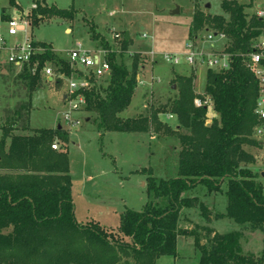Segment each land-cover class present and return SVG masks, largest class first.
Returning a JSON list of instances; mask_svg holds the SVG:
<instances>
[{
  "label": "trees",
  "instance_id": "obj_1",
  "mask_svg": "<svg viewBox=\"0 0 264 264\" xmlns=\"http://www.w3.org/2000/svg\"><path fill=\"white\" fill-rule=\"evenodd\" d=\"M8 1L13 5V0ZM194 6L189 38L196 37L195 32L204 25L212 24L215 32H222L231 41L225 49L231 63L226 71L206 72L204 91L217 116L208 126L206 107L196 108L193 104L192 77L174 78L179 86L178 96L167 108L179 122L177 130L183 128L188 134L175 135L180 144L176 176L157 181L149 172L146 184L148 199H161L164 205L149 200L141 212L125 210L117 233L94 222L90 226L79 225L74 218L67 149L55 153L50 148L55 138L66 145L67 134L61 128L26 127L29 135H11V130L6 129L0 138V264H129L122 262L123 256L129 255L134 257V264H154L161 256L175 257L177 237L189 234L178 231L180 210L193 207L196 201L183 195L198 186L216 193L225 183L226 216L240 226H251L252 231L264 230L263 187L247 167L252 157L242 149L260 143L251 138L259 123L254 114L258 85L241 58L251 50L260 31L264 35V23L255 16L246 22L243 6L222 2L221 8L231 16L226 27L221 18L204 17ZM48 13L63 16L58 9L51 7L46 11L37 7L32 11V25L38 15ZM95 38L91 34V39ZM127 41L123 39L124 43ZM35 44L43 48V53L31 60L38 62L34 76L23 73L28 80L29 97L41 89L39 72L45 62L70 74L66 61L53 53L50 44ZM108 60L111 75L104 96L95 89L85 94V109L97 114V129L133 134L146 132L149 126L158 138L161 130L173 135L157 117L166 108L152 111L149 117H118L130 105L136 74L117 64L113 54ZM54 87L59 91L61 81H55ZM4 171L11 174L2 175ZM200 208L203 214L204 207ZM10 226L11 233L2 234ZM241 239L240 233L214 234L209 250L201 252L199 264H264V248L258 257L245 255Z\"/></svg>",
  "mask_w": 264,
  "mask_h": 264
},
{
  "label": "rangeland",
  "instance_id": "obj_2",
  "mask_svg": "<svg viewBox=\"0 0 264 264\" xmlns=\"http://www.w3.org/2000/svg\"><path fill=\"white\" fill-rule=\"evenodd\" d=\"M222 2L243 6L246 22L255 16L256 10L264 11V0H13V5L8 0H0L3 20L15 18L18 13L27 15L26 19L32 24V11L37 7L46 11L52 7L63 12L60 18L49 13L38 15V21L30 31L36 43L50 44L59 59L67 61L68 52L80 43L83 46L81 49L86 51L106 50L109 55H114L117 64H122L129 73H135L136 88L130 105L118 115L120 119L149 117L152 111L166 108V112L157 117L173 131L171 136L161 130L158 138L149 126L142 133L101 132L96 126L97 114L85 108L72 116L78 119L80 125L67 128L63 122L66 107L64 86L56 91L54 83L42 77L41 89L33 91L29 97L28 80L24 74L0 64V138L6 129L11 130V135H29V131L24 130L26 127L30 130H55L60 126L62 132L67 134L68 143L65 145L55 138L59 147L53 151L64 153L67 149L71 199L74 218L79 225L85 227L94 222L109 232L117 233L120 214L125 210L141 212L149 200L164 205L161 199H148L146 184L149 172L157 181L176 176L180 144L175 135L188 134L183 128L177 130L179 122L167 108L178 96L179 86L174 80L175 76L192 77L193 104L196 107L195 101L200 100L201 107H206V126L217 116L204 91L207 70L199 67L190 69L183 61L172 66L165 63L163 56L171 54L185 58L191 40L188 33L194 5L204 17L221 18L227 27L231 16L221 8ZM32 5H35L34 9ZM262 20L264 23V18ZM211 26L206 24L195 32L199 38L196 46L204 51L212 47L218 52H226L231 41L225 34L222 41L213 39L204 42L208 34L217 33ZM65 29L70 32L66 34ZM0 33L5 35L4 21ZM91 34L96 37L95 40L91 39ZM114 34L120 38L114 40ZM142 35L147 38H141ZM124 38L128 39L127 43L123 42ZM156 79L159 82H155ZM104 81L95 84V91L98 90L101 96H104L103 90L106 89ZM251 138L260 141L262 149L258 151L259 147L255 144L252 147L242 146V149L252 157L247 167L257 175L256 182H261L264 187V137L258 138L252 131ZM225 190L224 183L220 192L209 193L204 186H200L193 193L192 198L196 197L194 206L181 209L177 225L179 232L185 231L194 237H188L189 234L179 236L175 244V257L161 256L154 264H199L201 252L210 248L214 235L212 231L219 235L240 233L243 236V254L254 257L261 254L264 230L242 229L226 216ZM186 198L190 199L189 196ZM200 207H204L203 214ZM247 228L252 229L251 226ZM11 230L10 226L2 234H10ZM123 261L134 264V257L123 256Z\"/></svg>",
  "mask_w": 264,
  "mask_h": 264
},
{
  "label": "built area",
  "instance_id": "obj_3",
  "mask_svg": "<svg viewBox=\"0 0 264 264\" xmlns=\"http://www.w3.org/2000/svg\"><path fill=\"white\" fill-rule=\"evenodd\" d=\"M31 8H35L32 5ZM259 8V7H257ZM255 17L263 19L264 11L256 10ZM27 15L16 14L15 18H9L5 22V34L7 39L0 34V59L3 56V61L6 66H10L17 70L19 74L27 71L31 76L37 71L38 62H32V58L43 53V48L36 45L33 41L31 21ZM20 38V40H15ZM119 35L114 34L113 39H119ZM141 38L146 39L145 35ZM225 35L222 33L208 34L204 42L224 40ZM202 39V38H201ZM199 38L194 37L188 42V53L185 58L177 55L164 54L166 64L176 66L183 61L190 69L204 68L213 73L226 71L230 67L231 56L227 52H218L212 47L208 51L200 50L196 43ZM66 63L70 68V74L65 75L51 63L45 62L39 72L40 79H45L47 82L54 83L61 81V87L64 86L65 96L63 97L66 105L63 114V122L67 128H75L80 125L78 119L72 118L74 113H77L86 107L85 94L95 89V84L98 81L109 80L111 68L109 64V53L103 49H95L94 51H86L77 45L75 49L68 52ZM244 68L253 76L258 85V100L254 114L257 116L259 126L255 130V135L258 138L264 137V35L257 37L251 45V50L244 55H241ZM155 82H159L158 79ZM196 107H201L200 100H196ZM171 117V116H169ZM57 141L51 145L52 150H57ZM264 192V187H263Z\"/></svg>",
  "mask_w": 264,
  "mask_h": 264
},
{
  "label": "crops",
  "instance_id": "obj_4",
  "mask_svg": "<svg viewBox=\"0 0 264 264\" xmlns=\"http://www.w3.org/2000/svg\"><path fill=\"white\" fill-rule=\"evenodd\" d=\"M21 13V12H20ZM9 19V18H8ZM8 19H6V20H3V19H1V15H0V26H1V24H2V21H4V25H5V22L8 20ZM66 34H67V32L69 33L70 32V30L69 29H65V31H64ZM1 34V33H0ZM1 35H3V37H5L6 39H7V36H6V34L4 35V34H1ZM34 41V40H33ZM35 43H36V41H34ZM48 44V43H47ZM77 45H80V47H82L83 48V46H82V44H77ZM54 52V51H53ZM55 53V52H54ZM2 57L3 56H1V59H0V64H3V65H5V62L3 61L4 59H2ZM6 66V65H5ZM50 83V82H49ZM132 117H126V118H124L123 120H126V119H131ZM35 130V129H34ZM262 143L260 142L259 143V148L257 149L258 151L259 150H261L262 149ZM74 146H76V147H78V145H74ZM249 167V166H248ZM263 174V173H262ZM261 183V182H260ZM262 185V184H261ZM200 186H198V187H196L195 189H193V190H191V191H189V192H187L186 194H184L183 196L184 197H190V198H192L193 196V193L195 192V191H197L198 190V188H199ZM195 197V196H194ZM196 198V197H195ZM183 210L185 209V208H182ZM182 212V210L180 211V213ZM121 215V214H120ZM240 226V225H239ZM242 229H249V228H247V225H244V226H240ZM106 229V228H105ZM204 230H206V229H204ZM200 231H202V229H200ZM210 232V230H206V232ZM250 231H252V230H250ZM254 231V230H253ZM212 233V235L213 234H215L213 231L211 232ZM191 235V236H190ZM179 237V236H178ZM177 237V238H178ZM188 237H190V238H192V237H194V235H192V234H189L188 235ZM242 238H243V236H242ZM202 244V243H201ZM206 244V243H205ZM241 247H242V239H241ZM246 255V254H245Z\"/></svg>",
  "mask_w": 264,
  "mask_h": 264
},
{
  "label": "water",
  "instance_id": "obj_5",
  "mask_svg": "<svg viewBox=\"0 0 264 264\" xmlns=\"http://www.w3.org/2000/svg\"><path fill=\"white\" fill-rule=\"evenodd\" d=\"M174 13H176V12H174ZM174 88V87H173ZM58 129H60V126L58 127ZM262 177H264V173L262 174Z\"/></svg>",
  "mask_w": 264,
  "mask_h": 264
}]
</instances>
